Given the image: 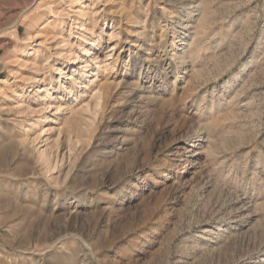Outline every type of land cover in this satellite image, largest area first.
<instances>
[{"label":"rangeland","instance_id":"374dc122","mask_svg":"<svg viewBox=\"0 0 264 264\" xmlns=\"http://www.w3.org/2000/svg\"><path fill=\"white\" fill-rule=\"evenodd\" d=\"M0 264H264V0H0Z\"/></svg>","mask_w":264,"mask_h":264}]
</instances>
